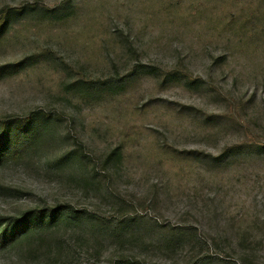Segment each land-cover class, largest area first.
<instances>
[{
	"label": "rangeland",
	"instance_id": "1",
	"mask_svg": "<svg viewBox=\"0 0 264 264\" xmlns=\"http://www.w3.org/2000/svg\"><path fill=\"white\" fill-rule=\"evenodd\" d=\"M0 21V264H264V0Z\"/></svg>",
	"mask_w": 264,
	"mask_h": 264
},
{
	"label": "trees",
	"instance_id": "2",
	"mask_svg": "<svg viewBox=\"0 0 264 264\" xmlns=\"http://www.w3.org/2000/svg\"><path fill=\"white\" fill-rule=\"evenodd\" d=\"M0 22H1V21H0ZM3 136H4V132H3V134H2V137H3ZM0 142H1V139H0ZM51 210H52V209H51ZM51 212H53V211H51ZM40 214H41V215H45L46 213H45V212H40ZM8 232H9V228H4L3 231L0 232V240H2L4 236H7Z\"/></svg>",
	"mask_w": 264,
	"mask_h": 264
}]
</instances>
